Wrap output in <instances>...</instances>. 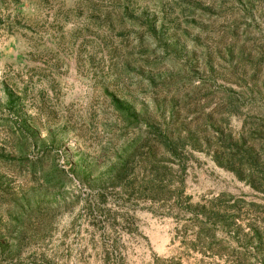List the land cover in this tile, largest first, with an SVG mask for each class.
<instances>
[{"label":"rangeland","instance_id":"1","mask_svg":"<svg viewBox=\"0 0 264 264\" xmlns=\"http://www.w3.org/2000/svg\"><path fill=\"white\" fill-rule=\"evenodd\" d=\"M0 264H264V0H0Z\"/></svg>","mask_w":264,"mask_h":264}]
</instances>
